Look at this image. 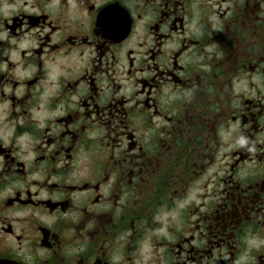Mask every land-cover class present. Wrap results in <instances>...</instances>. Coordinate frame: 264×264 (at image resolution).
Instances as JSON below:
<instances>
[{"label": "flooded vegetation", "instance_id": "obj_1", "mask_svg": "<svg viewBox=\"0 0 264 264\" xmlns=\"http://www.w3.org/2000/svg\"><path fill=\"white\" fill-rule=\"evenodd\" d=\"M189 194L147 264L264 235V0H0V264H144Z\"/></svg>", "mask_w": 264, "mask_h": 264}, {"label": "clouds", "instance_id": "obj_2", "mask_svg": "<svg viewBox=\"0 0 264 264\" xmlns=\"http://www.w3.org/2000/svg\"><path fill=\"white\" fill-rule=\"evenodd\" d=\"M7 15V12L5 13ZM52 72L50 73L49 79H56L60 71L51 67ZM5 108H8V104H4ZM38 118H41L40 113H36ZM43 126V124H41ZM24 139H27L26 137ZM7 140V137H5ZM238 143L241 147L248 143V140L244 136H240ZM194 200V196L189 194L184 199L176 202L173 208H168L166 205H162L155 213L154 220L160 225L159 228L152 230L150 233H146L145 236L137 242V251L141 256L144 264L152 259V237H164L168 234L167 230L170 223L179 222L184 209H186ZM240 242L242 244V251L240 255L235 259L234 264H254V258L252 256L253 252H259L264 249V235L259 232L247 231L240 237Z\"/></svg>", "mask_w": 264, "mask_h": 264}]
</instances>
